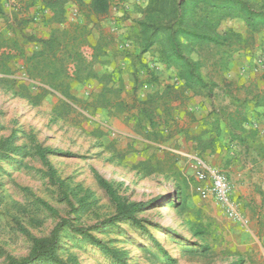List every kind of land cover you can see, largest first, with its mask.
Listing matches in <instances>:
<instances>
[{"label":"rangeland","instance_id":"374dc122","mask_svg":"<svg viewBox=\"0 0 264 264\" xmlns=\"http://www.w3.org/2000/svg\"><path fill=\"white\" fill-rule=\"evenodd\" d=\"M47 1L0 0V35L9 40L0 53L10 49L13 55L6 59L10 73L5 75L13 82L0 81V264H52L32 258L36 238L59 243L60 257L76 258L80 264H264V177L255 172L243 178L232 175V167L241 163L238 155L251 162L258 143L254 138L246 144L231 141L221 118L223 109L236 104L234 96H244L240 86H257L264 94V30L254 34L251 44L224 56L214 46L195 49L202 73L216 86L211 93L189 91L193 112H198L192 117L183 102L168 101L167 107L160 99L142 103L175 80L161 60L160 46L143 50L139 43L138 20L154 0H112L108 14L99 19L84 17L80 2L89 0H67L64 24L53 22ZM86 20L111 32L114 43L99 67V74L108 72V77L79 83L80 92L89 95L96 81L121 87L128 106L122 115L140 114L136 129L141 135L145 119L139 110L153 107L156 126L147 137L142 135L146 139L138 136L130 145L110 148L85 133L90 114L52 112L57 98L33 105L29 85L17 84L25 76L19 67L24 54L37 50L41 38L55 27ZM229 28L245 31L238 18L222 19L217 30ZM95 38L96 32L89 42ZM82 52L89 58L91 48L84 46ZM126 60L129 71L122 64ZM154 76L158 81L148 82ZM244 111L246 127L264 130V119H249L250 112H264V103H249ZM201 112L208 115L204 118ZM159 130L163 132L155 133ZM17 145L23 147L19 154L9 149ZM198 160L210 166L220 162L214 168L229 182L232 175L236 185L230 182L231 198L239 217L198 196L193 176ZM98 177L111 184L119 201L142 204L135 213L142 228L118 219L104 223L116 214L117 202ZM106 248L117 250L122 260L115 261Z\"/></svg>","mask_w":264,"mask_h":264},{"label":"trees","instance_id":"16d2710c","mask_svg":"<svg viewBox=\"0 0 264 264\" xmlns=\"http://www.w3.org/2000/svg\"><path fill=\"white\" fill-rule=\"evenodd\" d=\"M66 2L67 0L46 2V6L53 12L54 23L64 24ZM80 3L84 17L88 19L90 16L98 18L106 15L112 0H89ZM226 18L240 19L245 27L244 33L236 32L231 28L219 32L217 27L221 20ZM138 23L140 46L145 50L153 44H158L161 48L162 59H160L165 68L173 72L180 82V85L167 84L161 94L155 92L142 103L160 99L162 106L167 107L166 102L182 100L186 97V91L199 94L206 90L211 93L216 84L202 73L200 61L194 54L195 49L214 46L222 48V56H224L229 51L251 44L254 34L264 30V0H154ZM93 26H90L89 21L86 20L53 28L48 36L39 40L40 45L37 50L30 55L24 54L23 69L26 75L29 78L38 79L66 98H72L69 95L70 83L95 78L97 73L94 70V63L104 54L105 47L114 41L111 34L104 33L100 29L96 44L92 47L91 58L87 59L82 52V47L88 44L87 36L91 33ZM4 45L9 47V40L3 39L0 35V47ZM11 56L13 55L10 49H4L0 53V81L13 82V79L5 78V75L10 73L6 66V59ZM222 60L220 58V62ZM106 77L104 74L99 77V80L102 81L101 79ZM240 89L243 90L244 96L242 98L234 96L233 100L236 104L223 109L221 118L226 121L231 141L236 140L240 144H246L248 140L254 138L257 130L245 126L247 121L245 107L249 103L253 106L263 104L264 94L257 86L253 89L252 86L242 85ZM120 92L121 88L114 89L104 84L100 89L92 92V100L89 104L94 108L123 111L127 104L120 97ZM42 94L32 96L30 102L37 104ZM139 112L145 119V124L143 122L142 126L143 133L147 137L156 126L154 108H141ZM140 122L138 119L136 125L140 126ZM162 132L163 130H159L155 133ZM22 148L21 145L12 146V148L9 146V149L16 154L21 153ZM259 148L264 154V143H259ZM98 182L117 202L116 214L104 223L118 219L142 228L140 220L135 216L142 204L119 201L109 182L101 177H98ZM77 230L82 232L80 229ZM92 240L96 242L95 238ZM153 240L157 242V239L153 238ZM58 244L46 238H36L31 248V256L43 263L80 264L76 258L63 260L57 252ZM106 250L115 261L122 260L117 250L109 248ZM118 263L126 264L124 261ZM9 264L22 263L11 261Z\"/></svg>","mask_w":264,"mask_h":264},{"label":"crops","instance_id":"0c3cea01","mask_svg":"<svg viewBox=\"0 0 264 264\" xmlns=\"http://www.w3.org/2000/svg\"><path fill=\"white\" fill-rule=\"evenodd\" d=\"M110 7H111V5L109 6L108 12L110 11ZM50 12H52V11H50ZM108 12H107V14H108ZM103 16H105V15H103ZM101 17H98L97 19H99ZM67 24H65V25H67ZM92 24L94 25L92 27V31L87 36V43L88 44L84 45V46H89L91 48V53L89 54V58L87 57V59L91 58L92 47L96 44V40L99 37L100 29H102L104 33L111 34L114 38V35L111 32H107L104 29V27L99 26L96 23H92ZM95 32H96L95 43L91 44L89 42V36L91 34H95ZM113 43H114V41H113ZM113 43H110L109 45H107L105 47L104 54H102L99 57V61L94 63V70L96 71L97 76L95 78H91L92 80H96L97 78L99 79V77H101L104 74L108 77V75H107L108 72H103V73L99 74V67L104 64L102 59L106 55L107 49L110 48L111 45H113ZM24 53H26V52H24ZM122 64H123L125 70H127V71L130 70L129 61L126 60ZM154 65H155L154 69L156 70L157 66H159V64L156 61L154 63ZM19 67L23 68V63ZM115 68H116V64H113L112 70L110 71V73L113 72V70ZM146 69H148V67ZM149 71H152V70L150 69ZM24 75L25 76L22 77V79H17L18 80L17 84H20V85L28 84L29 85L28 86L29 88L27 87V92L29 93V99H32L31 98L32 96L43 93L41 98L38 100L37 104H39L40 102H43L44 100H51V99L57 98L58 103L53 106L52 112H70V111L73 112L74 111V112H85V113L90 114L91 118L88 121L89 128H88V130H85V133L92 136V138L94 140L99 141V139H100V140H102L103 143L108 142V143H110V148H111V146H117L118 147L119 144H122L121 147H125L127 145H130V143H132L133 140L137 139V141H138L139 138L142 139L140 136L144 135V133L141 135L140 132L136 129V127H137L136 123L138 121V117H140V114H135V115L129 114L128 116L122 115L123 112L128 111L127 105H126V109H124L123 111H116L114 109L94 108L89 104L90 101L92 100V92L94 90L100 89L103 86V84L100 85L98 81H96L95 88L90 91L89 95H87L88 97L86 95H83L82 92H80L79 86L81 84H79V83L89 82V79L88 80H82V81H72L70 83V89H69V95L72 96V98H66L62 94H60L58 91H55L54 89H52L49 86L40 82L38 79L29 78L26 75L25 70H24ZM154 78H156V77L155 76L151 77V80H149L148 82L156 83L158 81V78H156L155 81H154ZM175 80H177L176 77H175ZM175 80L172 83L176 84ZM107 86L113 87L112 84L110 85L108 83H107ZM119 88H121V87H119ZM121 92H122V88H121ZM121 92H120V94H121ZM189 93H190L189 91H186L185 92L186 97H184L182 100H174L172 102H175V101H179L180 103L183 102L184 108L190 112L192 117H194V116H197L198 112L197 113L193 112L195 103L191 100ZM33 105H36V104H33ZM174 109H175V107H174ZM159 113H161V112H158V114ZM97 114L99 116L98 118L93 117L94 115H97ZM171 115L173 117L174 112H171ZM207 115H208V112H201L202 117L205 118ZM249 119L252 121H255V120L258 121V119L263 120L264 119V112H250ZM130 123H133L132 126H133V129L135 132L134 131L131 132L130 127H129ZM144 124H145V122H144ZM220 124H222V126H225L224 123L220 122ZM196 127H197V129H201L202 125L197 124ZM247 128H253V129L257 130V133L254 136V141L258 143L257 150L255 151V154H254L255 159H252V161L250 162L249 160H245V158L241 154H239L238 156L240 157L239 159L241 160V163H239V165L237 163L235 166L232 167L233 170H236L235 173L232 175L234 176V178H236V177H240V178L242 177L243 178V177H246V175L248 173L254 174V172H255L257 175L261 174L264 177V154L261 152V150L259 148V143H261V142L264 143V132H262L264 130H262V127L256 126V125H254V126L249 125ZM176 132H178V131H176ZM138 136H139V138H137ZM258 136H260V137H258ZM142 137L145 138L144 136H142ZM100 145L101 144L98 143L97 146H100ZM230 155L231 154L229 153V156ZM236 156H237V154H235V157ZM219 164H220V162H217V166H214V164L212 166L216 167L218 169V167H220ZM236 167L239 169H235ZM195 170H196V168H195ZM195 170H194L193 176H194L195 183L197 184V179L195 178ZM229 175L232 177L231 174H229ZM231 177L229 178V180L231 182V185L235 187L236 183L234 182V180ZM231 180H233V184H232ZM205 200L210 201L213 204H218L211 195H209Z\"/></svg>","mask_w":264,"mask_h":264},{"label":"built area","instance_id":"2783aa9c","mask_svg":"<svg viewBox=\"0 0 264 264\" xmlns=\"http://www.w3.org/2000/svg\"><path fill=\"white\" fill-rule=\"evenodd\" d=\"M195 178L197 179L195 190L200 198L206 199L211 195L230 216L239 217L231 198L230 182L216 168L198 160Z\"/></svg>","mask_w":264,"mask_h":264},{"label":"bare ground","instance_id":"6f19581e","mask_svg":"<svg viewBox=\"0 0 264 264\" xmlns=\"http://www.w3.org/2000/svg\"><path fill=\"white\" fill-rule=\"evenodd\" d=\"M166 192H167V190H166ZM157 239H161V236H158Z\"/></svg>","mask_w":264,"mask_h":264}]
</instances>
